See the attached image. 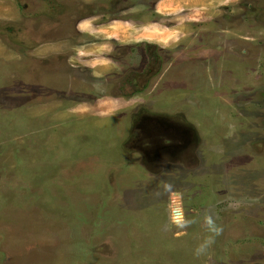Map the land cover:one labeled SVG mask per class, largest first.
Wrapping results in <instances>:
<instances>
[{"label": "rangeland", "instance_id": "1", "mask_svg": "<svg viewBox=\"0 0 264 264\" xmlns=\"http://www.w3.org/2000/svg\"><path fill=\"white\" fill-rule=\"evenodd\" d=\"M246 25L244 0H0V264H264Z\"/></svg>", "mask_w": 264, "mask_h": 264}, {"label": "flooded vegetation", "instance_id": "2", "mask_svg": "<svg viewBox=\"0 0 264 264\" xmlns=\"http://www.w3.org/2000/svg\"><path fill=\"white\" fill-rule=\"evenodd\" d=\"M68 4H72L71 6L69 5L72 8L74 6L77 7V4L75 1H69ZM244 4H245V15H246V24H247L246 26L249 27V30L247 32H250V34H252L254 32L258 33L259 34L258 35L259 41L264 43V0H244ZM26 5H27V3L24 4L23 6H26ZM87 17L88 16H86V14L82 15L81 13H77L75 21L73 22V27H71L72 24L69 25L70 31L72 29L73 31H75L74 34L76 35L78 33V30H79V28L75 27L76 20L80 19L79 22H82V21L86 20ZM26 32L28 33V31H26ZM27 36H29V33ZM151 54H152V52H151ZM155 61L152 60V65L149 67L150 70L154 69L153 68L154 64L159 63L158 59H155ZM153 72L154 71H150V73H153ZM126 82H128V80H126ZM179 136L181 138V141L183 140L185 143H188L191 141V137L189 136L188 132H186L185 130ZM176 141L177 140H175L174 142H176ZM183 141L180 144L183 145ZM141 142L145 143L144 146H152L153 141L151 139H148L147 143H146V141H141ZM192 145L193 144H190L189 148H188V146L185 147L184 154H187V152L191 151L190 148L194 147Z\"/></svg>", "mask_w": 264, "mask_h": 264}, {"label": "bare ground", "instance_id": "3", "mask_svg": "<svg viewBox=\"0 0 264 264\" xmlns=\"http://www.w3.org/2000/svg\"><path fill=\"white\" fill-rule=\"evenodd\" d=\"M181 212V211H180ZM180 212L177 210V213H176V215L178 216L179 214H180Z\"/></svg>", "mask_w": 264, "mask_h": 264}, {"label": "water", "instance_id": "4", "mask_svg": "<svg viewBox=\"0 0 264 264\" xmlns=\"http://www.w3.org/2000/svg\"><path fill=\"white\" fill-rule=\"evenodd\" d=\"M176 213H177V209H176Z\"/></svg>", "mask_w": 264, "mask_h": 264}]
</instances>
